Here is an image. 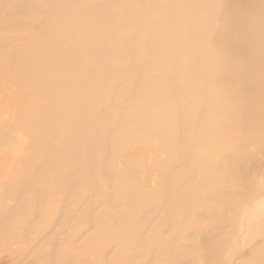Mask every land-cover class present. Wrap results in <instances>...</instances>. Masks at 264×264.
<instances>
[{
	"label": "rangeland",
	"instance_id": "1",
	"mask_svg": "<svg viewBox=\"0 0 264 264\" xmlns=\"http://www.w3.org/2000/svg\"><path fill=\"white\" fill-rule=\"evenodd\" d=\"M138 1L111 10L138 48L119 52L114 125L72 126L92 61L74 31L114 1L0 0V264H264V0H210L204 85L176 75L178 91L128 16ZM56 45L80 69L45 77ZM80 131L96 162L70 167L57 145Z\"/></svg>",
	"mask_w": 264,
	"mask_h": 264
},
{
	"label": "bare ground",
	"instance_id": "2",
	"mask_svg": "<svg viewBox=\"0 0 264 264\" xmlns=\"http://www.w3.org/2000/svg\"><path fill=\"white\" fill-rule=\"evenodd\" d=\"M107 1V0H103ZM114 2L108 7L101 3L87 15L86 20L82 23L84 26H91L86 32L84 29H76L74 36L80 33L82 38L87 36V56L92 61L80 68L81 77H87V85H78L80 103L75 107L77 111H73V117L69 125H114L113 121L109 119L108 110L105 107V102L108 97H112L113 102H118V95L114 93L115 84L120 79V74L117 71V61L119 52L133 50L138 51L136 45L130 43H123L121 40L122 30L118 28L116 21L120 19V14L112 13L113 8H122L121 0H113ZM154 1L157 6L156 13H150L149 10L154 6ZM160 2L159 5L157 3ZM131 5V4H129ZM128 5V7H129ZM67 6V4H65ZM134 8L128 15L132 22L135 21V16L138 11L142 13V18L135 21L139 25L137 28H148L151 45L153 46L152 57L153 61L157 63L154 69L158 68L164 71L165 75L164 89L168 88L167 84L178 88L182 85L175 86V76L180 75L182 81H188L189 84L195 83L194 87L204 85V76L201 73V67L204 65V54L201 45L204 44L206 36L203 32H199V26L206 20H201L203 17L211 16V1L210 0H139L136 11V3ZM60 11V10H59ZM136 12V14H135ZM59 12L54 14L53 23L62 18ZM210 19V18H209ZM208 19V20H209ZM134 23V24H135ZM133 36V35H132ZM134 37V36H133ZM182 43V44H181ZM74 48V47H73ZM65 52L63 47L56 45L51 52L41 53L37 56L45 55L50 59L51 69L47 72L45 77L51 71L52 76L55 75L61 68L66 66L71 69H80L76 62H67L62 60V55ZM48 54V55H47ZM142 55H137L135 59ZM144 59L149 58L143 55ZM141 58V57H140ZM66 63V65L63 64ZM186 63L183 68L180 64ZM109 64H114L113 68ZM41 77V75H40ZM39 77V78H40ZM43 77V78H45ZM137 82L143 81L142 78ZM80 81V79H78ZM78 83V82H76ZM151 87V83L146 84ZM187 91L191 90V86H185ZM154 89V86H153ZM137 96L138 93H136ZM116 100V101H115ZM110 104V103H109ZM175 104V103H173ZM67 110V109H66ZM53 123L51 118L50 120ZM50 122V123H51ZM203 123L202 119L196 120L197 125ZM181 125V130H186L185 125H188V118L185 116L183 121L178 123ZM147 125H150L147 124ZM84 131L77 134L69 133L58 145L57 153L70 164V167L75 166L83 159H88L90 162H96L94 155L95 149L93 144L82 147L85 142L83 139ZM166 140V139H164ZM93 141H98L95 138ZM168 152L174 151V145H168ZM178 151V150H177ZM178 153V152H177ZM184 154V153H183ZM180 154L178 156H181Z\"/></svg>",
	"mask_w": 264,
	"mask_h": 264
}]
</instances>
